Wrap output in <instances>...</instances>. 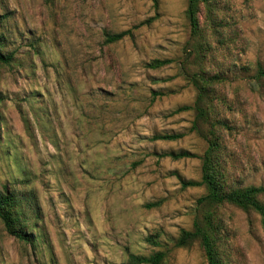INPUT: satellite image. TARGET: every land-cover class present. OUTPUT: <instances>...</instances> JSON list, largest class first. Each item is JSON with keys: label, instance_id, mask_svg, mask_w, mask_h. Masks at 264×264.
I'll return each mask as SVG.
<instances>
[{"label": "rangeland", "instance_id": "1", "mask_svg": "<svg viewBox=\"0 0 264 264\" xmlns=\"http://www.w3.org/2000/svg\"><path fill=\"white\" fill-rule=\"evenodd\" d=\"M211 1L218 32L208 30L201 66L223 75L215 92L232 126L223 133L227 182L264 186V78L256 77L264 0ZM187 2L0 0L8 16L0 34L14 56L0 65V192L9 187L38 207L24 202L33 245L0 223V264H122L156 250H167V264H207L198 242L174 246L205 193L179 181L200 180L206 149L190 129L195 113L173 112L193 104L185 73L200 68ZM126 30L105 43V33ZM152 59L172 63L146 69ZM162 134L182 137L152 140ZM182 151L196 157L161 156ZM219 218L225 263L264 264L260 217L225 204Z\"/></svg>", "mask_w": 264, "mask_h": 264}, {"label": "trees", "instance_id": "2", "mask_svg": "<svg viewBox=\"0 0 264 264\" xmlns=\"http://www.w3.org/2000/svg\"><path fill=\"white\" fill-rule=\"evenodd\" d=\"M156 5V0H153ZM211 0H188L185 11L189 22L191 38L198 52L200 68L193 73H185L186 80L196 91L192 105L183 106L174 110V113L191 110L195 113L191 131L196 132L206 143V149L199 157L201 160L200 180H185L179 178L183 189L203 187L205 193L196 201L194 220L191 230H181L175 240V248H183L198 242L207 264H226L221 250L222 221L219 218V208L225 204L235 206L243 211L256 213L264 222V203L260 196H264V186L232 187L227 182V156L226 145L223 138L224 132H230L232 126L223 118L218 110V104L228 107L223 98L215 92V86L223 81L221 73H211L201 66L202 60L210 49L207 32L213 34L217 31V22L213 16ZM204 11L207 26H202L201 12ZM7 13H0V28L4 24ZM155 20L152 17L139 25L150 24ZM136 28V27H134ZM131 30L113 34H104L106 44L119 42L126 36H130ZM6 38L0 34V65L9 66L13 62V54L6 52ZM172 63L171 59H152L145 63L146 69L157 70ZM258 79L264 78V66L258 65L256 70ZM0 95V102L2 101ZM217 101V102H215ZM205 126V129L201 128ZM182 134L155 135L152 140L175 141ZM162 157H170L173 160L194 158L196 155L187 151L179 153H165ZM34 212L38 211L37 205L19 196L14 189L5 187L0 192V223L5 232L14 239L33 245L35 237L26 220L25 203ZM150 207V205H148ZM148 242L154 246H160L156 238H149ZM167 250H156L147 255L130 254L122 264H167Z\"/></svg>", "mask_w": 264, "mask_h": 264}]
</instances>
